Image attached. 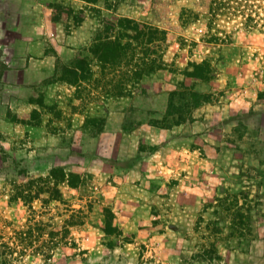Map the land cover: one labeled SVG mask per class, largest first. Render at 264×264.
I'll list each match as a JSON object with an SVG mask.
<instances>
[{"label":"rangeland","instance_id":"rangeland-1","mask_svg":"<svg viewBox=\"0 0 264 264\" xmlns=\"http://www.w3.org/2000/svg\"><path fill=\"white\" fill-rule=\"evenodd\" d=\"M246 1L211 20L203 0H0V264H264V0ZM124 16L168 30L166 68L138 48L124 95L95 59L61 79ZM31 226L60 229L48 255Z\"/></svg>","mask_w":264,"mask_h":264},{"label":"trees","instance_id":"trees-1","mask_svg":"<svg viewBox=\"0 0 264 264\" xmlns=\"http://www.w3.org/2000/svg\"><path fill=\"white\" fill-rule=\"evenodd\" d=\"M92 3H97L99 0H85ZM205 6H209L208 12L211 13V20L215 19L220 13L218 9L221 8V3H236L242 5L243 0H203ZM248 2V0L246 1ZM56 4V3H55ZM246 4V3H245ZM59 7L55 8V19L61 20L62 16H70L73 12V8L62 9L60 4ZM194 14L192 19L200 17V13L190 9ZM253 17L248 15L245 19H241L244 26L251 24ZM102 27L97 31L95 38L91 45L85 48V51H79V53L73 58L72 61L62 66V77L61 79L67 82L81 87L86 79L94 75L93 60H97V64L101 67L103 74L111 72H120L119 82L110 88L108 93L116 95H124L125 91L128 90V84L133 79L141 78L146 68L141 67L140 62L134 63L136 57H138V48L143 55L145 52L153 56L150 60V70L153 72L162 71L166 68L167 62L165 61V50L167 49L169 42V34L166 28H162L158 25L137 21L136 19L128 16L120 17L118 19H104ZM145 53V54H146ZM91 54V57H90ZM140 58V57H139ZM146 63V61H144ZM127 66L126 70L122 69ZM197 71H195L196 77H201L203 72L198 70L204 69L202 63L195 62L193 65ZM6 67L5 64L1 63L0 76L3 73V69ZM121 71H123L121 73ZM129 72V73H128ZM128 73V74H127ZM122 75V80H121ZM126 76V77H125ZM114 79V78H113ZM108 83V82H107ZM114 88V89H113ZM51 176H56V170L51 172ZM41 190H38L36 194L29 193V198H25L26 201H31L34 197L39 196ZM65 230L63 235H67L69 232L68 228ZM21 241L26 240L27 245L24 244L25 248L28 247L34 241V236H48L46 238L44 253H48L52 250L53 245L48 246L50 240L52 244H58V234L60 229L56 231H43L36 235L31 226L30 230L21 232ZM48 233V234H47ZM29 244V245H30ZM10 249L14 247L7 246Z\"/></svg>","mask_w":264,"mask_h":264}]
</instances>
